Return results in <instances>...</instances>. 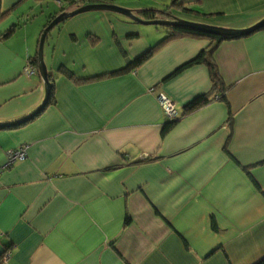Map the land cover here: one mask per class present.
<instances>
[{
  "label": "crops",
  "instance_id": "obj_1",
  "mask_svg": "<svg viewBox=\"0 0 264 264\" xmlns=\"http://www.w3.org/2000/svg\"><path fill=\"white\" fill-rule=\"evenodd\" d=\"M112 4L145 21L146 11L169 8L185 21L233 30L264 20V0ZM0 7V264L264 260V30L223 41L214 53L225 101L212 92L207 63L177 72L210 51L212 39L180 37L136 70L113 75L149 53L165 30L109 12L80 14L46 42L54 101L30 118L46 90L39 63L31 77L25 70L61 10L56 0H0ZM38 9L36 37L12 45L16 25ZM159 93L179 113L165 136L176 119L165 115ZM206 95L208 104L184 113ZM24 148L26 158L8 166Z\"/></svg>",
  "mask_w": 264,
  "mask_h": 264
},
{
  "label": "trees",
  "instance_id": "obj_2",
  "mask_svg": "<svg viewBox=\"0 0 264 264\" xmlns=\"http://www.w3.org/2000/svg\"><path fill=\"white\" fill-rule=\"evenodd\" d=\"M57 3L59 4L60 7V12L56 13V15H52L49 20L48 23L45 27V29L52 23V21H54L59 15H61L62 13L65 12H74L80 8H83L85 6L88 5H101V4H112V0H56ZM169 8V7H168ZM170 10V8H169ZM169 10H164V11H151L148 12L146 11V14L144 15L145 19L148 21H154V20H164V21H173L176 18H179L177 16H175L172 12H170ZM6 14L4 15L3 12H1V7H0V22L3 21V19L5 18ZM16 27H19V24L16 25ZM165 30V37L158 43L156 44L147 54H144L143 56H141L140 58L136 59L133 63H131L129 65V67H127L126 69H124L123 71H119V72H115L113 73V75H123L126 74L128 72H131L133 70H136L137 68H139V66H141V64H143L154 52H156L158 49H160L162 46H164L165 44H167L170 41L176 40L180 37H207L213 40V45L210 48V51H204L202 52L199 56H197L195 59L191 60L190 62H188L186 65L182 66L177 72H180L181 70H184L187 67L193 66L195 64H200V63H207L210 66L211 69V73H212V79H213V84H214V88H213V93L215 94L217 92V96L219 95L217 98L222 99L227 101V88L224 87V81L222 79V77L219 74V70L218 67L216 65V63L213 60V56L214 53L217 51V49L219 48V45L223 42V41H227V40H235V39H240L243 38L241 36H236V37H230V36H216V35H209L204 33L203 31L197 30L195 28L192 27H173V26H166V27H162ZM264 30V28L257 30L256 32L262 31ZM15 28L10 30V33L14 32ZM38 55L33 57L32 59H30L31 63L34 64L36 67L38 65ZM176 72V73H177ZM174 73V75L176 74ZM53 90L50 93V97H49V102H48V106L50 104H52V102L54 101V94H53ZM215 99V97H214ZM210 102V95H206V96H202L199 97L195 100H193L191 103H189L188 105L185 106V114H189L195 110H197L198 108L208 104ZM178 122V119L169 122L166 126L165 129L163 131V135L165 136L168 131H170V129ZM259 264H264V260H262Z\"/></svg>",
  "mask_w": 264,
  "mask_h": 264
},
{
  "label": "water",
  "instance_id": "obj_3",
  "mask_svg": "<svg viewBox=\"0 0 264 264\" xmlns=\"http://www.w3.org/2000/svg\"><path fill=\"white\" fill-rule=\"evenodd\" d=\"M109 12L124 16L132 21L139 23L140 25L145 26H158V27H166V26H173V27H192L197 30L203 31L209 35H216V36H230V37H246L257 30L264 28V20L257 23L253 27L246 29V30H233V29H226L222 27H215L207 24H200V23H193L188 22L180 18H176L173 21H164V20H154V21H145L141 19L138 15L142 14V12H135L133 10H129L126 8L119 7L114 4H101V5H88L83 8H80L74 12H65L59 15L52 23L44 30V33L41 36L39 49H38V63H39V75L44 83L45 90H46V99L42 106L34 113L30 118H34L38 113L42 112L46 107L49 101L50 93L54 86V79L52 78L47 64L45 62L44 50L46 42L50 36V34L62 24H64L69 19H72L80 14L88 13V12ZM5 124H0V129L5 128Z\"/></svg>",
  "mask_w": 264,
  "mask_h": 264
},
{
  "label": "rangeland",
  "instance_id": "obj_4",
  "mask_svg": "<svg viewBox=\"0 0 264 264\" xmlns=\"http://www.w3.org/2000/svg\"><path fill=\"white\" fill-rule=\"evenodd\" d=\"M30 6V3L26 4L25 6H21V7H18L17 8V12L19 13L22 12V10L28 8ZM121 7V6H119ZM30 8V7H29ZM124 8V7H122ZM50 8H47V6L44 8V12H47ZM127 9V8H126ZM130 10V9H129ZM41 9H38L30 19H28L26 22L25 21H20L19 23V26L18 28H20L16 33H15V37L12 38V45H16V46H25V41L27 38H30V39H34L37 35V25H39V23L44 19V18H41ZM38 18V21L36 22V19ZM34 23V24H33ZM27 24H30L32 26H29L28 29H24V27L27 25ZM17 28V29H18ZM148 28H151V27H148ZM154 31H162L163 28L162 27H158V26H153ZM29 35V37H28Z\"/></svg>",
  "mask_w": 264,
  "mask_h": 264
},
{
  "label": "built area",
  "instance_id": "obj_5",
  "mask_svg": "<svg viewBox=\"0 0 264 264\" xmlns=\"http://www.w3.org/2000/svg\"><path fill=\"white\" fill-rule=\"evenodd\" d=\"M36 73H37V67L29 64L25 70V74L31 77ZM157 97L164 110L165 115L172 120L178 118L179 113L173 101L163 93H159ZM26 156H27V149L25 148L13 151L10 154L8 166L14 164L16 161H23L26 158Z\"/></svg>",
  "mask_w": 264,
  "mask_h": 264
}]
</instances>
